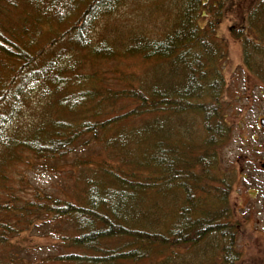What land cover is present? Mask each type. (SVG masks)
Segmentation results:
<instances>
[{
	"label": "trees",
	"instance_id": "obj_1",
	"mask_svg": "<svg viewBox=\"0 0 264 264\" xmlns=\"http://www.w3.org/2000/svg\"><path fill=\"white\" fill-rule=\"evenodd\" d=\"M1 1L0 7L8 9L5 12L7 16L22 2L32 9V12L27 10L20 23L7 21L6 30H0V54L19 57L23 61L15 68L6 86L5 92L8 93H1L9 98L0 99V102L9 104L7 112H0V144L4 149L14 151L15 147H21L43 161L62 157L81 142L86 145L102 141L110 146L119 143L129 154L128 147L135 143L139 151L138 156L131 159L136 168L125 171L127 175L106 169L103 172L106 180L100 181L95 176L89 178L84 193L86 202L82 204L54 194H41L40 191L35 194H38V201L22 199L14 195L12 187L6 185V179L3 181L0 175V184L3 185L2 188L0 186V263H20L22 256L11 242L13 235L32 233L38 229L39 220L47 222L52 219L56 224L50 221L49 225L56 229L61 228L58 223L62 221L74 228L70 232L63 229L67 236L62 244L75 247L79 252L70 251L59 256L63 261L76 264H130L131 261V264H141L155 258V264H171L170 257L178 252L181 245L186 249L197 248L211 238L210 243H214L211 247H216L220 253L214 264H235V253L231 248L234 234H230L231 239L225 236L226 225L222 221L230 214V182L225 175L218 176L214 170L217 167L220 171L218 149L230 140L232 133V123L223 115L228 104L223 94L225 80L219 63L225 55L217 41L204 34L198 24V9H204L201 5H206L205 0H188L177 24L165 39L136 38L125 48L127 53L144 60L163 57L174 64L166 77L169 79L161 81L157 77L148 92L135 87L99 88L101 84L96 83L99 78L94 80L97 75L82 72L79 76L67 69L77 59L79 63L82 60L79 56L75 59L63 57L65 41L73 51L89 47L84 45L88 39L86 31L93 28V21L110 12L109 8L116 0H3V4ZM78 2H85V5H78ZM242 5L244 11L240 21L243 29L236 31V35L261 40L264 0H245ZM81 6L85 7L81 12L71 14ZM30 19L35 25L34 32L29 27ZM71 19L74 20L71 22ZM65 22L70 25L58 30ZM51 27L57 32L46 38L43 31ZM38 44L41 45L36 47ZM244 47L247 48L245 44ZM33 48L39 49L33 52ZM111 50L99 45L87 55H106ZM57 54L60 55L58 58ZM245 54L249 55L247 49ZM250 56L246 63L253 70ZM175 77H181L183 81L177 82ZM36 80L44 83L52 97L57 96L55 104L58 110L71 118L64 120L59 116L48 123L41 119L29 134L7 137L5 123L20 108L21 97ZM76 80L81 84H76ZM78 85L79 89L75 90ZM105 91L107 94H103ZM105 95L103 100H112L113 103L133 98L137 106L127 114L114 115L112 111L106 119L87 116L90 120L74 121L77 107L82 111L88 110L90 106L86 102L96 101L88 111L98 108ZM88 111L83 113L84 116ZM189 112L201 118L202 139L195 138L186 127ZM147 113L156 116L150 121L144 119L139 124L141 128L110 129L123 119L142 117ZM128 153L122 157L127 159ZM199 168L200 172L196 171ZM140 169L150 170V173L140 175ZM181 191L186 199L181 204L177 202L164 232L159 228L145 230L141 226L129 228L125 225L127 219H144V207L150 211L149 219L155 216L151 211L157 204L149 202L144 206L146 194L148 197L166 196L177 195ZM111 238L116 240L113 246ZM124 238L127 243L122 242ZM3 251H8V254L4 255ZM165 255L167 257L163 261H158Z\"/></svg>",
	"mask_w": 264,
	"mask_h": 264
},
{
	"label": "rangeland",
	"instance_id": "obj_2",
	"mask_svg": "<svg viewBox=\"0 0 264 264\" xmlns=\"http://www.w3.org/2000/svg\"><path fill=\"white\" fill-rule=\"evenodd\" d=\"M187 1H113L112 7L109 8L110 12L102 14L99 20L96 19L97 22L93 21V28L86 31L88 39L86 40L87 44L84 45H89V47L73 51L65 41L66 50L63 57L75 59L79 56L82 60L79 63L77 59L67 69L79 76L82 75V72L97 75L94 80L99 78L96 82L101 84L98 86L99 88L134 89L135 87L148 92L158 78L161 81L169 79L166 77L174 64L163 57L144 60L140 56L127 53L125 48L136 38L145 37L152 41L165 39L172 32L173 26L177 24L180 18L179 14ZM243 1L245 0H205L206 5H201L204 9H198L197 21L202 32L211 40H216L225 55L222 62L219 63L225 80L223 94L228 104L223 115L227 121L232 123V133L230 140L221 149H218L220 158L218 168L221 172L217 167L214 169L218 176L225 175V178L227 177L230 182L228 192L230 214L222 219L226 225L224 234L228 238L231 233L234 234L233 240L230 242L235 253V264H264V77L257 78L253 74L254 63L256 61L264 63V31L261 40L255 37L250 40L236 35V31L240 32V29H243L240 21L244 11ZM1 2L4 3L3 0ZM78 3V5H85V2ZM81 8L85 7L81 6L75 11L72 10L71 14L81 12ZM0 10V20L3 21H0L3 25L0 24L1 31L8 27L7 21L18 24L25 18L27 10L32 12L30 5L28 7L24 2L11 9L9 16L5 13L8 10L7 7L1 6ZM32 21L33 19L29 20V27L34 32L35 25ZM68 25L70 23L65 22L58 30L65 29ZM43 32L46 34L44 36L49 38L57 31L51 27ZM244 44L247 48L244 47ZM40 45L38 44L36 47ZM99 45L112 49L113 53L111 50L106 55H87V52L91 53L90 50ZM35 49L39 48H33L32 51L34 52ZM246 49L254 64L253 70L247 64L249 55L245 54ZM48 55L49 53H47ZM59 56L57 54L56 58ZM21 64L23 61L19 57L12 58L5 53L0 54V99L9 100L7 95L3 96V94L8 93L5 92L7 91L6 86L9 85L15 68ZM180 78L175 77L177 82L183 81ZM75 83L81 84L79 80H76ZM79 87L78 85L75 90ZM103 94H107L106 91ZM106 96L100 97L102 101L98 108L88 111L96 101L86 102L90 106L88 110L82 111L77 107V112L73 115L74 121H80L83 118L90 120L87 116L106 119L112 115V111L114 115L127 114L137 106L133 98H123L113 103L112 100L110 102L103 100ZM56 101L57 96L52 97L42 81L33 82L25 95L21 97L20 108L12 113L11 120L5 123V132L8 134L6 136H25L34 130L35 124L41 119L47 123L59 116L64 120L70 119L69 114L58 110ZM8 106L7 102H0V112H5ZM86 111L88 112L84 116L83 113ZM155 116L147 113L142 117H129L110 126V129L117 131L132 127L141 128L142 126L139 124L144 119L150 121ZM186 120L189 132L193 133L195 138L202 139L204 132L201 118L189 112L186 115ZM0 147V175H2L3 181L6 179L4 181L6 185L12 187L14 195H18L22 199L38 201V194L36 196L35 194L36 191H40L41 194H54L78 204L86 202L84 193L89 178L95 176V179L100 181L106 180L103 175L106 169L127 175L125 171L136 168L131 159L136 158L139 151L135 143H131L128 147V150L131 151L129 154L126 148L121 147L119 143H113L110 146L102 141L86 145L81 142L66 155L51 161H43L21 147H15L14 151L4 149L1 144ZM127 153L129 157L123 158L122 156ZM200 170L201 168L196 171L200 172ZM138 172L142 175L150 173V170L140 169ZM106 182L111 184L109 181ZM0 186L3 187L1 184ZM185 199L186 195L182 191L177 195L167 194L166 196L161 194L148 197L146 194L144 206L149 202L152 205L156 203L157 207L151 209V213L155 216L149 219L147 215L150 214V211L144 207L146 215L144 219H127L125 225L129 228L141 226L145 230L159 228L164 232L177 202L181 204V201ZM50 221L53 222V225L56 224L52 219ZM50 221L39 220L36 231L27 234L20 233L11 237V242L22 256L20 263L17 264H76L59 258L70 251L79 252L75 247H67L62 244L67 236L63 229L69 232L74 231L73 226L62 221L58 223L61 228L56 229L49 225ZM227 225H230L228 227L231 228L228 229ZM233 228L236 233L231 231ZM125 239L122 242L127 243ZM110 240L112 246L116 244V240H112V238ZM210 242L211 238H208L200 246L192 249H186L185 245H181V248L177 249L178 252L170 257L171 264H214L220 253L216 247H211L214 243ZM3 254L7 255L8 251H3ZM166 257L167 255L158 261H163ZM156 260L155 258L154 261L144 260L141 264H155ZM7 262L0 264H7Z\"/></svg>",
	"mask_w": 264,
	"mask_h": 264
},
{
	"label": "flooded vegetation",
	"instance_id": "obj_3",
	"mask_svg": "<svg viewBox=\"0 0 264 264\" xmlns=\"http://www.w3.org/2000/svg\"><path fill=\"white\" fill-rule=\"evenodd\" d=\"M254 64H255V66H254L255 71L253 74L257 78L264 77V63L256 61Z\"/></svg>",
	"mask_w": 264,
	"mask_h": 264
}]
</instances>
